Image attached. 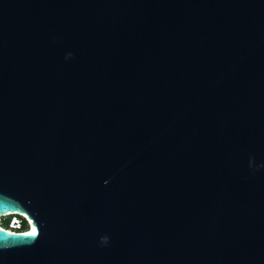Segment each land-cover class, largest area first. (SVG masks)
<instances>
[{"label":"water","instance_id":"obj_1","mask_svg":"<svg viewBox=\"0 0 264 264\" xmlns=\"http://www.w3.org/2000/svg\"><path fill=\"white\" fill-rule=\"evenodd\" d=\"M8 214L0 264H264V0H0Z\"/></svg>","mask_w":264,"mask_h":264},{"label":"built area","instance_id":"obj_2","mask_svg":"<svg viewBox=\"0 0 264 264\" xmlns=\"http://www.w3.org/2000/svg\"><path fill=\"white\" fill-rule=\"evenodd\" d=\"M7 219V230L13 231V232H28L30 231V223L31 220L25 217L24 215L18 216V215H12L8 214L3 217H0V225H3V219Z\"/></svg>","mask_w":264,"mask_h":264},{"label":"rangeland","instance_id":"obj_3","mask_svg":"<svg viewBox=\"0 0 264 264\" xmlns=\"http://www.w3.org/2000/svg\"><path fill=\"white\" fill-rule=\"evenodd\" d=\"M7 219H8V218H4V219H3V225H1V226L4 227L5 229H8V227H7V222H6Z\"/></svg>","mask_w":264,"mask_h":264},{"label":"snow or ice","instance_id":"obj_4","mask_svg":"<svg viewBox=\"0 0 264 264\" xmlns=\"http://www.w3.org/2000/svg\"><path fill=\"white\" fill-rule=\"evenodd\" d=\"M28 235H31V236H36V235H38V233L34 230L33 232H31V233H28Z\"/></svg>","mask_w":264,"mask_h":264},{"label":"clouds","instance_id":"obj_5","mask_svg":"<svg viewBox=\"0 0 264 264\" xmlns=\"http://www.w3.org/2000/svg\"><path fill=\"white\" fill-rule=\"evenodd\" d=\"M101 239H102V241L107 242L109 238L108 237H102Z\"/></svg>","mask_w":264,"mask_h":264},{"label":"bare ground","instance_id":"obj_6","mask_svg":"<svg viewBox=\"0 0 264 264\" xmlns=\"http://www.w3.org/2000/svg\"><path fill=\"white\" fill-rule=\"evenodd\" d=\"M22 215H24V216L26 217V215H25V214H22ZM30 230H31V227H30Z\"/></svg>","mask_w":264,"mask_h":264}]
</instances>
